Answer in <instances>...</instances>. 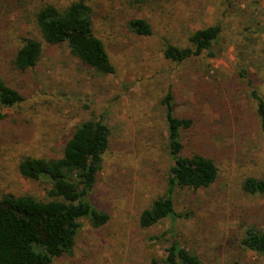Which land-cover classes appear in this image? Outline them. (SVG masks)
I'll return each instance as SVG.
<instances>
[{
  "label": "rangeland",
  "instance_id": "374dc122",
  "mask_svg": "<svg viewBox=\"0 0 264 264\" xmlns=\"http://www.w3.org/2000/svg\"><path fill=\"white\" fill-rule=\"evenodd\" d=\"M71 1L0 0V77L24 98L0 107L6 115L0 120V197L46 198L49 184L25 178L19 162L60 157L77 123L102 120L111 129L110 145L91 200L110 220L100 227L83 220L74 253L55 264H162L170 230L205 264H264V255L241 243L248 228L264 225V194L242 188L247 177L264 174V132L252 96L253 88L264 96V0H86L114 74L97 75L65 42L44 43L36 66L15 69L12 59L24 39H42L35 8ZM135 18L146 19L153 34L134 33L128 23ZM217 23L216 57H165L166 45L188 46L192 33ZM242 57L254 63L252 85L239 74ZM168 92L177 115L194 120L182 132L185 152L212 158L219 174L207 188L177 187L175 208L182 215L142 228L141 212L169 187Z\"/></svg>",
  "mask_w": 264,
  "mask_h": 264
},
{
  "label": "trees",
  "instance_id": "16d2710c",
  "mask_svg": "<svg viewBox=\"0 0 264 264\" xmlns=\"http://www.w3.org/2000/svg\"><path fill=\"white\" fill-rule=\"evenodd\" d=\"M36 24L42 39L25 38L16 51L12 64L24 71L33 68L41 59L44 43L55 46L67 43L71 53L81 64L93 69L97 75L115 73V66L104 41L95 34L93 11L86 0H72L66 6L49 2L40 3L34 10ZM129 28L141 36L153 34L150 23L143 18L129 21ZM246 30L250 32V27ZM222 32L217 23L196 30L189 37L188 46L168 44L164 48L167 59L183 62L205 53L216 57V45ZM249 49L245 45L241 53ZM239 63V74L249 79L251 61ZM252 96L258 106L261 129L264 132V96L255 88ZM174 95L164 97L168 121L169 154L172 165L169 187L164 196L155 199L140 214L139 224L148 228L163 219H176L174 192L177 187L201 189L211 186L219 169L212 158L201 153L187 154L182 132L194 126L191 117L176 113ZM24 100L23 95L0 77V107L13 108ZM6 118L0 110V120ZM111 129L102 120L87 119L77 123L66 139L60 157L45 158L26 156L19 162V172L27 179L41 180L49 184L46 198L31 194L5 193L0 197V264H55V259L74 253L76 237L88 220L94 227L110 220L106 211L97 208L91 194L102 169L103 156L110 145ZM245 192L264 194V174L247 177L242 184ZM162 264H205L192 254L176 238L173 230ZM159 239L161 237H158ZM247 250L264 255V225L247 229L241 240Z\"/></svg>",
  "mask_w": 264,
  "mask_h": 264
}]
</instances>
